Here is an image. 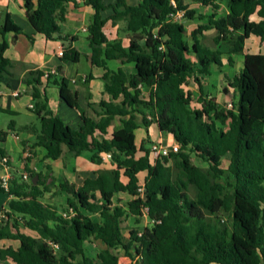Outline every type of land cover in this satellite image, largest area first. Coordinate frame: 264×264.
Segmentation results:
<instances>
[{
	"label": "trees",
	"instance_id": "16d2710c",
	"mask_svg": "<svg viewBox=\"0 0 264 264\" xmlns=\"http://www.w3.org/2000/svg\"><path fill=\"white\" fill-rule=\"evenodd\" d=\"M193 1L211 5L214 12L198 13L187 0H140L137 4L85 0L95 10L88 36L92 63L104 70L105 90L113 98L89 102L96 117L85 113L68 78L39 69L29 72V82L34 83L32 110L40 120L39 128L31 129L37 135L36 144L46 149V158H59L66 145L75 155L93 151V159L110 153L115 167L99 170L80 186L62 181L59 187L68 199L61 211L43 201L50 190L48 173L28 169L29 180L15 174L8 190L0 184V191L10 196L0 218V264L8 259L14 264H124L118 249L137 264H264V53L245 52L252 34L264 41V0H229L230 11L221 16L216 13L219 0ZM71 2L79 3H24L37 32L48 39L70 41L61 57L64 62L83 56L71 44L75 37L61 31ZM108 8L112 13L103 17ZM179 11L183 16L176 18ZM255 12L261 20L252 25L250 17ZM196 18L201 21L189 40L185 21ZM121 19L131 33L128 47L122 41H110L104 31L108 20ZM211 29L216 34L209 46L203 39ZM8 32L24 33L9 12L0 22V33ZM222 43L228 45L230 64H234L232 54L245 55L244 66L234 77L225 74L226 88L235 91L232 107L205 95L202 85V77L212 73L214 64L223 65ZM8 47L6 39L0 42V80L10 73ZM111 59L134 62L136 72L110 68ZM44 75L47 85H57L62 99L80 111V128L53 113L48 96L38 86ZM191 79L199 86L198 97L188 88ZM0 112L8 110L0 107ZM117 116L122 126L106 137ZM153 123L174 137L178 151L155 158L145 145L149 139L138 147L136 129L141 125L148 129ZM8 135L9 130L0 129V142ZM139 150L144 154L138 156ZM193 154L208 167L191 162ZM1 155L6 152L0 147ZM225 157L229 159L226 167ZM141 171L147 172L144 184L139 179ZM119 192L132 198L120 203L115 198ZM144 215L148 223L126 235L123 220L134 216L140 221ZM22 227L35 230L38 236L23 232ZM95 240L104 248L92 255L86 244Z\"/></svg>",
	"mask_w": 264,
	"mask_h": 264
},
{
	"label": "crops",
	"instance_id": "0c3cea01",
	"mask_svg": "<svg viewBox=\"0 0 264 264\" xmlns=\"http://www.w3.org/2000/svg\"><path fill=\"white\" fill-rule=\"evenodd\" d=\"M77 1L79 2L77 6L72 2L69 4L66 19L61 23V31L63 35L68 34L75 37L71 44L82 52L83 56L76 62H64L61 59L62 56L59 52L61 49L64 50V47L67 46L70 41L48 39L43 34L37 32L28 18L27 9L24 5L25 0H0V22L4 21L6 13L9 12L14 21L24 29V33L19 34L8 32L3 36L0 33V42L4 39L9 42V47L5 51V56L12 60L9 69L10 73L4 75L2 80H0V107L7 109L8 112L0 113H8L16 117L11 120L8 129L9 135L5 142H0V147L4 149L6 155L11 158L15 168L14 173L16 175H21L23 171H28V169L50 174V177L47 180V185L50 187V190L44 195L43 201L57 206L60 211L63 210V207L67 206L68 199V194L62 191L59 187L62 181L68 180L70 183H75L77 186H80L84 183L86 178L96 177L99 170L115 167L112 159L108 158L105 153L101 154V157L98 159H93V151L85 149L80 154L75 155L69 151L66 145H63V153L59 158H46V149L43 146L36 144L37 135L31 129L32 126L34 128H39L40 126V120L37 114L32 110L33 107L31 106L34 105V83L29 82L31 79L29 72L31 70L39 69L46 74L52 72L57 77L68 78L71 88L76 90L79 94L81 107L89 116H97L96 111L90 108L89 102L98 103L101 100H113L111 94L105 90V82L101 77L104 70L92 63L93 49L88 36L89 26L93 21L95 10L90 4L85 3V0ZM110 1L111 0H105V3H110ZM139 1L140 0H128L131 4H137ZM187 2L190 7L196 9L198 13L209 15L214 12L211 5H203L200 2H195L193 0H187ZM219 3L220 7L216 10L217 15L221 16L228 14L230 11L229 0H219ZM111 13V8L102 12L103 17H108ZM260 20L261 16H259L257 12L250 17L252 25H257ZM193 21V25H191V29L188 31L187 36L201 20L196 18ZM206 21L207 20H204V22ZM126 26L127 23L124 19L118 20L116 23H113L112 20H108L104 27V31L110 41H122L123 45L128 47L131 33L126 30ZM186 26L188 29L187 24ZM27 34L32 35L34 41L31 40ZM209 34L212 35L213 38L216 34V30L211 29L207 31L204 39ZM207 45L212 46L210 44ZM221 49L224 51L223 65L221 67L216 64H214L216 66H212V72L213 69H215L217 73L216 79H213L214 77L212 76V73L202 77L203 91L205 95L209 94L211 96H218L221 90H223L224 93H227L225 90L227 87L225 74L232 78L237 73L234 72V67L240 65V71L244 66V54H232L234 64H230L228 61L230 54L226 52L228 50V45L222 43ZM245 52L264 53V41H262L259 36L252 34L247 40ZM108 66L112 69L123 68L128 73L136 72V64L134 62L123 63L120 59H111L108 60ZM90 75H92V77H90ZM41 79L43 83L38 86L41 91L48 96V104L53 113L61 117L65 123L70 126L80 128L82 125L80 111L77 108L70 106L62 99L57 85H47L46 75L42 76ZM212 88L215 89L214 92L211 91ZM191 89L192 91L194 90L193 88ZM226 89L228 91L233 90L229 86ZM199 95L200 90L197 97ZM121 99L122 96H120L117 101ZM216 100L220 103L218 98ZM27 117L31 118L29 120L30 122H28V120L20 122V119ZM35 118L38 122H34ZM121 126L122 122L117 116L109 126L106 137L111 138L114 131ZM10 127H12V129ZM148 138H150V141L152 142L161 140L166 143H172V141H174V137L170 133L161 131L156 123H153L148 129L146 126L144 127L142 125L136 129V143L139 148L143 141ZM151 143L145 145L150 147ZM25 144H30L33 150V156L29 158L27 164L23 163ZM143 154L144 152L139 150L137 155L141 156ZM146 175V171H141L139 173L141 184H144ZM122 180L125 183L128 181L124 175L122 176ZM9 198L10 196L8 193L0 191V218L4 215V212L7 209V201ZM115 198L118 202L123 203L130 200L132 196L126 192H119L116 194ZM123 222L126 226H129L126 231ZM123 222L122 227L124 228L125 234L128 235L130 229L144 227L148 223V218L144 215L141 217L140 221H138L134 216H129L125 218ZM21 230L27 234L38 236V233L30 228L22 227ZM95 241L100 242L101 248H104V244L101 241ZM4 243L9 244V242L6 241H3V244ZM88 245L89 241L86 244L87 248ZM122 254L125 255L123 250ZM125 258H127L126 262H130V257L125 255ZM126 262H124V264H126ZM3 264H14V262L11 259H8L3 261Z\"/></svg>",
	"mask_w": 264,
	"mask_h": 264
},
{
	"label": "rangeland",
	"instance_id": "374dc122",
	"mask_svg": "<svg viewBox=\"0 0 264 264\" xmlns=\"http://www.w3.org/2000/svg\"><path fill=\"white\" fill-rule=\"evenodd\" d=\"M193 22H194L193 20H186V24L188 25V31H190L191 25H193ZM187 39L191 40L190 37H189V34L187 36ZM204 42L206 44L213 45L212 35H210V34L207 35L206 38L204 39ZM214 66H216V65H214ZM239 67H240V65H236L234 67V72H238L239 69H240ZM212 74H213L212 76L214 77L213 79L215 80L216 77H217V73H216L215 69H213ZM188 88H190V89L193 88L194 89L193 91H194V93H195V95L197 97V95L199 94V88H198V84H197V82L195 80L191 79L190 85L188 86ZM211 91L214 92L215 89L212 88ZM207 96L210 97L211 95L208 94ZM214 98L215 99L218 98L220 103H222L224 105H227L228 107H232L231 102L235 98V91L231 90V91H229V93H226V92L224 93L223 90H221L219 95L218 96H214ZM193 105L195 106L196 103H193ZM13 118L15 119L16 117L13 116V115H10L8 113H0V128H4V129L8 130L9 129V124H10V122H11V120ZM30 119H31L30 117H27V118H24V119L22 118V119H20V122H23L24 120L25 121L28 120V122H30L29 121ZM34 122H38V120L35 118ZM142 126H144V125H142ZM148 139L151 140L150 138H148ZM151 142L152 141H149L148 144H150ZM164 143L167 144V145L179 144L175 139H174V141H172V143H166V142H164ZM191 162H193V163H195V164H197V165H199L201 167H204V168L208 167V163L207 162H204L200 157H198V156H196L194 154L192 155ZM228 163H229V159H228V157H225L224 161H223V166L226 167L228 165ZM144 219H146V218H144ZM124 227H125V231L129 228V226H126L125 223H124ZM95 242L96 241L89 242V245H88V248H87L89 253L92 254V255H95L96 252L101 249V243L100 242H96L95 243ZM118 252H119V254L121 256V261L123 263L126 262L127 258H125V255L122 254V250H118ZM126 263L130 264V262H126Z\"/></svg>",
	"mask_w": 264,
	"mask_h": 264
},
{
	"label": "built area",
	"instance_id": "2783aa9c",
	"mask_svg": "<svg viewBox=\"0 0 264 264\" xmlns=\"http://www.w3.org/2000/svg\"><path fill=\"white\" fill-rule=\"evenodd\" d=\"M183 16V11H179L175 17L181 18ZM63 49L60 50L59 54L63 55ZM33 107V105H31ZM179 144L167 145L164 142L157 140L151 143L150 150L153 157H159L161 155H167L170 151H178ZM33 156V150L30 144H25L24 151H23V163L27 164L29 158ZM108 158H111L110 153H106ZM14 165L11 161V158L8 155H1L0 156V184L1 186L8 190L11 180L13 179L15 173ZM22 176L25 180H29L30 173L29 171H23ZM141 192H144V188H140ZM127 264V263H126ZM130 264H137L136 261L133 259L130 260Z\"/></svg>",
	"mask_w": 264,
	"mask_h": 264
},
{
	"label": "water",
	"instance_id": "95a60500",
	"mask_svg": "<svg viewBox=\"0 0 264 264\" xmlns=\"http://www.w3.org/2000/svg\"><path fill=\"white\" fill-rule=\"evenodd\" d=\"M37 178H38V175L35 176V178H34V179H35V180H34V183H36V179H37Z\"/></svg>",
	"mask_w": 264,
	"mask_h": 264
}]
</instances>
